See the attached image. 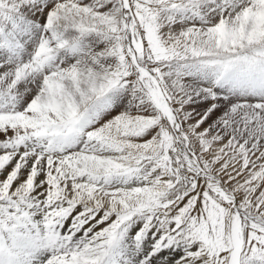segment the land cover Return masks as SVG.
<instances>
[{
	"label": "snow or ice",
	"instance_id": "1",
	"mask_svg": "<svg viewBox=\"0 0 264 264\" xmlns=\"http://www.w3.org/2000/svg\"><path fill=\"white\" fill-rule=\"evenodd\" d=\"M0 264H264V0H0Z\"/></svg>",
	"mask_w": 264,
	"mask_h": 264
}]
</instances>
